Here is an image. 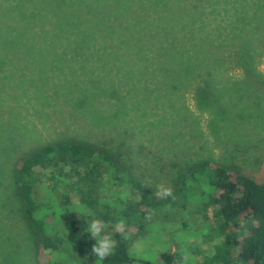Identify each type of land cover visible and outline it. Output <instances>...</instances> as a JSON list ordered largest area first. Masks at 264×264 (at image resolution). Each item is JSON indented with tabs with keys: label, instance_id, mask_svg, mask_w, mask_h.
I'll list each match as a JSON object with an SVG mask.
<instances>
[{
	"label": "rangeland",
	"instance_id": "1",
	"mask_svg": "<svg viewBox=\"0 0 264 264\" xmlns=\"http://www.w3.org/2000/svg\"><path fill=\"white\" fill-rule=\"evenodd\" d=\"M122 3L151 8L131 22L154 37H168V23H182V45L91 46L92 36H106L94 30L91 7ZM62 4L83 7L81 31L76 21L66 40L59 36L45 47ZM133 94L144 114L121 108L111 118L118 97ZM75 102L91 105L84 110ZM62 136L111 148L154 198L177 167L202 159L263 180L264 0H0V264H36L37 237L20 221L11 191L14 156ZM194 204L202 214L160 222L141 236L131 264L154 262L160 251L177 252L176 264H220L212 205ZM58 259L81 264L75 253Z\"/></svg>",
	"mask_w": 264,
	"mask_h": 264
},
{
	"label": "trees",
	"instance_id": "2",
	"mask_svg": "<svg viewBox=\"0 0 264 264\" xmlns=\"http://www.w3.org/2000/svg\"><path fill=\"white\" fill-rule=\"evenodd\" d=\"M82 9L71 4L60 5L57 32L46 38L50 43L44 46H54L53 41L59 36L66 40L64 37L70 36L76 21L75 31L80 32L77 14ZM68 10L71 19L67 16ZM103 10L105 16L101 17ZM145 10L149 12L151 8L126 3L91 7L93 17L98 20L94 30L105 31L106 36H92L90 45L138 50L182 45L183 36L178 34L180 22L168 23L171 34L165 38L154 37V33L131 22ZM67 45L69 42L58 46ZM153 92H149L151 96ZM127 96L118 97L122 106L113 103L111 118L118 119L121 108L144 114L140 96ZM89 105V102L74 104L84 110ZM109 117L97 116L103 123L112 121ZM85 138L62 136L14 156L11 191L20 221L37 237L36 264H63L58 257L74 253L81 264H131L136 260L129 252L141 236H146L160 222L170 223V219L183 218L187 213L189 216L202 214L203 207L194 204L199 201L212 205L211 234L214 247L218 245L214 257L217 263L264 264V179L247 176L233 165L202 159L177 167L169 186L174 198L156 199L131 175L119 154L105 144ZM149 210L151 219L147 218ZM92 219L102 220L106 231L117 241L114 254L106 261H98L91 252L95 241L88 233V224ZM117 222H123V232L113 231L112 226ZM155 259L154 262L137 261L139 264H176L178 254L160 251Z\"/></svg>",
	"mask_w": 264,
	"mask_h": 264
},
{
	"label": "clouds",
	"instance_id": "3",
	"mask_svg": "<svg viewBox=\"0 0 264 264\" xmlns=\"http://www.w3.org/2000/svg\"><path fill=\"white\" fill-rule=\"evenodd\" d=\"M156 199H167L173 197V189L167 187L163 184L157 186L155 193L153 194ZM151 210L147 216L148 219H151ZM113 231L123 232L124 224L123 222H117L113 226ZM88 233L95 241L91 248L92 254H94L98 261H106L113 254L117 247V241L113 238L111 233L106 231V225L102 220L92 219L88 224Z\"/></svg>",
	"mask_w": 264,
	"mask_h": 264
}]
</instances>
